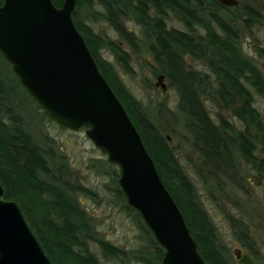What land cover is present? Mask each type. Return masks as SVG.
<instances>
[{"label": "trees", "instance_id": "trees-1", "mask_svg": "<svg viewBox=\"0 0 264 264\" xmlns=\"http://www.w3.org/2000/svg\"><path fill=\"white\" fill-rule=\"evenodd\" d=\"M53 1L57 6L64 2ZM96 3L99 8H95ZM83 5L91 9L95 20L109 23L138 56L152 58L154 75H164L177 94L181 113L177 118L187 128L194 148L203 155L208 175L222 173L237 180L239 166L245 161L253 166L257 177H264V115L255 105L256 95L264 99V73L245 53L241 41L245 32L264 27V14L255 5L240 2L228 7L218 0H77V7ZM77 7L74 20L78 29L138 127L202 256L207 264H233L195 184L170 146L165 128L150 118L103 51H110L130 72L131 55L120 41L96 33L80 18ZM127 20L137 24L140 35L128 28ZM172 20L182 22L184 29L169 26ZM190 58L206 70L191 67ZM2 61L10 71L2 67ZM26 97L31 95L0 52V180L5 196L19 202L54 264H104L89 242H95L105 258H125L124 249L92 231L91 219L76 192H93L71 181L65 156L38 141L21 104ZM119 177L115 174L113 180L117 182ZM115 191L125 207L135 213L141 229L150 235L149 244L132 259L162 264L165 250L140 214L128 205L119 182ZM211 199H216L213 193ZM233 229L235 237L257 257L249 230L241 223H233Z\"/></svg>", "mask_w": 264, "mask_h": 264}, {"label": "water", "instance_id": "water-1", "mask_svg": "<svg viewBox=\"0 0 264 264\" xmlns=\"http://www.w3.org/2000/svg\"><path fill=\"white\" fill-rule=\"evenodd\" d=\"M228 7L239 0H218ZM77 0H4L0 52L22 86L58 125L86 131L120 169L119 185L165 250L162 264H207L130 113L74 21ZM165 76L157 85L164 90ZM239 264H255L235 250ZM0 264H54L21 205L0 180Z\"/></svg>", "mask_w": 264, "mask_h": 264}, {"label": "rangeland", "instance_id": "rangeland-1", "mask_svg": "<svg viewBox=\"0 0 264 264\" xmlns=\"http://www.w3.org/2000/svg\"><path fill=\"white\" fill-rule=\"evenodd\" d=\"M239 1L255 5L264 14V0ZM95 8H99L98 3ZM77 10L80 18L92 26L96 33L120 41L131 55L132 71L130 72L110 51H103L104 56L114 65L122 82L142 103L150 118L165 128L164 133L168 136L170 146L195 184L203 205L217 228L221 245L231 257V262L238 264L235 255V250L238 248L251 254L234 234L233 223H241L249 230L257 257L251 255L256 264H264V178L262 175L257 177L256 170L245 161H242L239 166L240 175L237 180L230 179L222 173L208 175L203 155L194 148L187 128L177 118L181 116V113L177 108L178 97L175 90L168 86L169 82L166 78L164 79L167 85L166 90L161 85H157L158 76H155L151 69L152 58L138 56L127 42L121 40L109 23L95 20L91 9L86 5L78 6ZM126 23L130 30L140 35V29L134 21L127 20ZM169 26L184 29V25L178 20L170 21ZM241 41L245 53L256 60L264 73V56L260 53L264 52V27L257 28L253 33L245 32L244 35L242 34ZM188 62L193 68L206 70L200 62L191 58ZM1 65L6 71H10L5 61H2ZM21 104L26 108L31 130L38 141L65 156L71 181L93 192V195L80 190L76 192L81 206L88 212L91 219L92 231L111 244L124 249L127 256L105 258L95 242H89L91 250L104 264H143L132 257L138 250L144 249L143 247L149 244L150 235L141 229L135 213L127 209L124 202L116 196L115 188L118 181L115 182L113 176L120 175L119 167L109 162L107 154L93 143L85 129L74 131L58 125L46 116L44 110L32 97L24 98ZM255 105L264 115V99L260 95H256ZM209 109L213 111L211 105ZM236 123L238 128H241L240 122L236 121ZM204 180H206L205 183ZM212 193L216 197L215 200L211 199Z\"/></svg>", "mask_w": 264, "mask_h": 264}, {"label": "flooded vegetation", "instance_id": "flooded-vegetation-1", "mask_svg": "<svg viewBox=\"0 0 264 264\" xmlns=\"http://www.w3.org/2000/svg\"><path fill=\"white\" fill-rule=\"evenodd\" d=\"M262 178H264L263 176H262ZM242 250V249H241ZM243 251V250H242ZM243 252H245V251H243ZM251 255V254H250ZM252 256V255H251ZM252 258H253V256H252ZM253 260H254V258H253ZM237 262H238V260H237ZM254 262H255V260H254ZM239 264V263H238ZM255 264H256V262H255Z\"/></svg>", "mask_w": 264, "mask_h": 264}]
</instances>
